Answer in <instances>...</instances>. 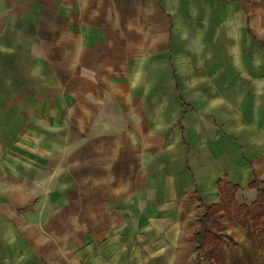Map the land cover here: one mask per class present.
I'll use <instances>...</instances> for the list:
<instances>
[{"label": "crops", "instance_id": "1", "mask_svg": "<svg viewBox=\"0 0 264 264\" xmlns=\"http://www.w3.org/2000/svg\"><path fill=\"white\" fill-rule=\"evenodd\" d=\"M264 179V0H0V264H212L220 181ZM215 264H264L215 212Z\"/></svg>", "mask_w": 264, "mask_h": 264}, {"label": "trees", "instance_id": "2", "mask_svg": "<svg viewBox=\"0 0 264 264\" xmlns=\"http://www.w3.org/2000/svg\"><path fill=\"white\" fill-rule=\"evenodd\" d=\"M250 187L257 190V198L251 204H240L236 199L239 186L220 181L221 202L213 207H205V212L198 217L200 226L196 232L197 250L212 264H215L214 259L219 244L227 239L221 225L211 221L215 212L225 210L231 220L242 224H245L244 219L250 216L258 233L264 231V179H255Z\"/></svg>", "mask_w": 264, "mask_h": 264}]
</instances>
